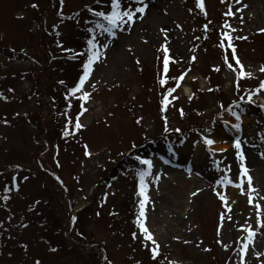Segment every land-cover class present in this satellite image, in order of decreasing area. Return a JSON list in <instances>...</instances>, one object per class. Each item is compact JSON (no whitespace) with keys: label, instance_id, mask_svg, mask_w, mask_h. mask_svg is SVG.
<instances>
[{"label":"rangeland","instance_id":"rangeland-1","mask_svg":"<svg viewBox=\"0 0 264 264\" xmlns=\"http://www.w3.org/2000/svg\"><path fill=\"white\" fill-rule=\"evenodd\" d=\"M146 3L112 38L87 31L97 19L87 8L108 11V0H0V197H9L0 199V264H240L241 226L254 231L245 264H264L252 254L264 253V0H203L204 11L197 0ZM92 35L109 47L82 101L69 90ZM229 40L251 78L226 66L227 56L239 71ZM81 103L84 127L72 134ZM237 138L252 203L247 182L236 186ZM136 156L152 162L145 223L156 259L136 223L137 171L147 168ZM224 176L234 183H218Z\"/></svg>","mask_w":264,"mask_h":264},{"label":"snow or ice","instance_id":"snow-or-ice-1","mask_svg":"<svg viewBox=\"0 0 264 264\" xmlns=\"http://www.w3.org/2000/svg\"><path fill=\"white\" fill-rule=\"evenodd\" d=\"M97 2L99 3L100 0H97ZM223 2V0H222ZM237 3L240 2V0H236ZM196 6L201 10L204 11L205 9V5L203 3V0H197V4ZM32 7H37V5L33 4ZM87 7V6H86ZM108 7L109 10L108 11H103V10H95L92 9L90 7L87 8V10L92 13V15L94 17H96L97 19L94 21V27H89L87 29V31L89 33H94L96 30H100V32H102L103 34H106L107 37H116L117 33H116V29L120 28L122 31H126L128 30V28H130L137 20H140L144 17L145 13H146V9L148 7L146 0H108ZM243 7H247V5H243ZM237 11H240V9L238 8ZM232 12L231 10L229 11L228 15H231ZM127 26V27H125ZM207 26H205L206 28ZM161 31H164L166 33V30L161 29ZM233 31H235V29H233ZM259 31L264 32V29H259ZM224 35H227V33H225ZM236 39H246V37H236ZM223 46V45H222ZM231 49H232V58L235 62V65L239 66V71L236 70V68H234L233 63L228 61L227 56L225 57V63L226 66L231 69L232 71L236 72L237 78H244V77H248L251 78L252 77V73H248L244 70L243 65L241 64L239 58L236 56V51H235V46L231 44V41L229 40V45H228ZM109 47L108 43H98L97 42V38L95 35H92L91 38H89L87 40V52H86V59L83 61L82 63V74L80 75L75 87L71 88L70 94L72 93H76L77 91L81 92V96L79 97V99H81L82 101L89 99L90 97V93L88 91H83V86L85 85V82L88 81L92 71H93V65L94 63L100 61L103 57H104V52L102 51V49H107ZM168 51L169 49L167 48V46H163V52H164V57H163V71L166 74L169 71V60L171 59L168 55ZM192 59H195V57H193ZM137 63H139V61H137ZM218 70V69H217ZM261 71H264V66L261 67L260 69ZM183 73L181 74V77L179 78H173L176 80V85L179 86V80L182 79L183 77ZM160 84L164 85L166 83L165 79H160ZM90 87L92 89H95V83L93 82ZM239 88V84L237 83V89ZM259 88L264 89V81H261ZM175 91V88H169L168 92L171 93ZM175 98V97H174ZM191 99V97H189ZM6 99V98H5ZM241 99H244L243 97H241ZM248 100L249 102H251V94H249L248 96ZM162 103L166 106L169 101H168V97L167 95L164 96ZM81 107V112L77 114L76 116V120L75 123L73 125V129H72V134H74V132L76 130H79L81 128L84 127V125H82L79 122V116L83 114L84 111H87L86 108H84L83 103H81L80 105ZM221 107H223V105H221ZM262 107H264V105H262ZM181 115H183V110L181 109ZM231 111V110H230ZM231 114L235 117L237 123H234L231 125L232 128L239 130L240 129V115L239 113L232 111ZM5 123H7V121H4ZM68 124H72L71 119H69V121L67 122ZM137 123H139V121H137ZM227 123V122H225ZM167 118L165 117V131H169V129L167 128ZM176 132H180V129H175ZM65 136L69 135V131L65 130ZM203 143L206 146H211L215 143V141L207 136H204L203 138ZM85 147V155L86 156H91L92 153L88 150L87 145L84 146ZM133 147H135V145H133ZM233 147L235 149V155L237 156V158L239 159L240 166H239V183L236 184L237 187H241L245 181L247 182V188L248 191L250 193L249 196V203H252V196L251 193L255 192L254 186L252 184V177L249 175V169L246 167V165L243 163L245 160L244 154L241 150V143L239 141V139H235L233 140ZM210 152L212 151H224V149H212L211 147H209L208 149ZM171 151V149H170ZM262 158H264V154H261ZM136 159L139 161L140 164L142 165H146L147 168L145 169H141L137 171V176L139 177V184H140V191H139V196L142 197V199H140L139 201V215L137 217V225L138 228L140 230L141 236H142V242H150V244L145 243L146 247H149L150 252L152 254V258L156 259L157 255L159 254V248H160V244L158 243V241L154 238V234L149 230V228L146 226L145 220H146V212H145V208H146V203L149 201V197L147 195V188H148V184L146 182V177L149 176L150 170L152 168V162L149 159H142L140 156H136ZM156 179H158V177H156ZM15 181V178H13V182ZM218 183H227V184H233L234 181L231 180L229 177L224 176L222 177L221 180L218 181ZM199 191V190H197ZM258 194V193H257ZM191 195H196V192L191 193ZM9 197H0V199H8ZM221 200H225L226 198L221 195L220 196ZM256 207L259 208L260 205L257 202ZM259 215V213H258ZM75 219V218H73ZM224 219V217H221V221ZM228 219H231V217L229 216ZM244 227V231L247 232V235L243 238L244 239V243L242 244V247L240 248V264H245L244 262V253H246L248 251V247L249 244L252 243L253 241V237H254V231L251 229V226H241ZM133 237H136V233H133ZM174 239H178V237H174ZM187 243V241H185ZM219 242V241H218ZM225 248H227L229 245L224 244L223 245ZM55 249H53L54 251ZM207 250V249H206ZM252 254L259 257L261 255H264V253L255 251V248L253 247L252 250ZM35 264H39V261H36ZM108 264H111L110 261H108Z\"/></svg>","mask_w":264,"mask_h":264},{"label":"bare ground","instance_id":"bare-ground-1","mask_svg":"<svg viewBox=\"0 0 264 264\" xmlns=\"http://www.w3.org/2000/svg\"><path fill=\"white\" fill-rule=\"evenodd\" d=\"M188 91H189V90H188ZM188 91H187V92H188ZM188 93H191V90H190Z\"/></svg>","mask_w":264,"mask_h":264}]
</instances>
